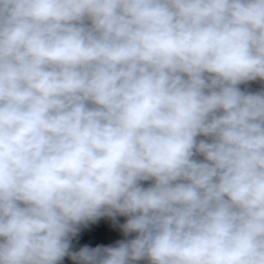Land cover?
I'll return each mask as SVG.
<instances>
[{
	"label": "clouds",
	"instance_id": "obj_1",
	"mask_svg": "<svg viewBox=\"0 0 264 264\" xmlns=\"http://www.w3.org/2000/svg\"><path fill=\"white\" fill-rule=\"evenodd\" d=\"M65 257L264 264V0H0V264Z\"/></svg>",
	"mask_w": 264,
	"mask_h": 264
},
{
	"label": "crops",
	"instance_id": "obj_2",
	"mask_svg": "<svg viewBox=\"0 0 264 264\" xmlns=\"http://www.w3.org/2000/svg\"><path fill=\"white\" fill-rule=\"evenodd\" d=\"M126 218L118 217L119 223H123ZM122 232L113 224L110 218L104 217L95 223H89L81 226L78 235L73 238L78 247L85 245L96 247L97 245L109 246L114 245L122 237ZM143 264V262H139Z\"/></svg>",
	"mask_w": 264,
	"mask_h": 264
},
{
	"label": "built area",
	"instance_id": "obj_3",
	"mask_svg": "<svg viewBox=\"0 0 264 264\" xmlns=\"http://www.w3.org/2000/svg\"><path fill=\"white\" fill-rule=\"evenodd\" d=\"M242 88L245 87L244 85L241 86ZM246 87H248L250 90H257L261 87V84L260 82H250ZM123 235L122 237L120 238L123 239ZM79 247L77 245V243L75 242V240H72V250H78ZM61 264H74L73 261H71L68 257H65L64 260L61 262Z\"/></svg>",
	"mask_w": 264,
	"mask_h": 264
}]
</instances>
